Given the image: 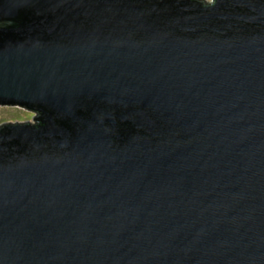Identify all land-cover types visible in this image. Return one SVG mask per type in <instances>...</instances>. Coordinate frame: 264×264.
I'll return each instance as SVG.
<instances>
[{
    "label": "water",
    "instance_id": "1",
    "mask_svg": "<svg viewBox=\"0 0 264 264\" xmlns=\"http://www.w3.org/2000/svg\"><path fill=\"white\" fill-rule=\"evenodd\" d=\"M0 264H264V0H0Z\"/></svg>",
    "mask_w": 264,
    "mask_h": 264
},
{
    "label": "rangeland",
    "instance_id": "2",
    "mask_svg": "<svg viewBox=\"0 0 264 264\" xmlns=\"http://www.w3.org/2000/svg\"><path fill=\"white\" fill-rule=\"evenodd\" d=\"M206 1L211 2L212 0ZM36 115V112L20 106L0 105V125L7 122L35 123L34 117Z\"/></svg>",
    "mask_w": 264,
    "mask_h": 264
}]
</instances>
